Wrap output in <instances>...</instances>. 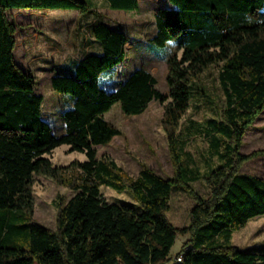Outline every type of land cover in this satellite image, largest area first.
<instances>
[{"label": "trees", "instance_id": "1", "mask_svg": "<svg viewBox=\"0 0 264 264\" xmlns=\"http://www.w3.org/2000/svg\"><path fill=\"white\" fill-rule=\"evenodd\" d=\"M105 1L111 10H139L138 0ZM167 1L171 8L155 12L154 34L145 46L166 65L169 101L161 127L173 176L141 166L132 178L113 160L97 158L95 149L121 134L104 118L114 105L130 117L152 101H165L143 66L114 80L127 60L128 37L86 0H0V264H167L177 236L187 239L174 264H264V252L229 244L233 232L264 215V180L238 173L245 161L264 154L239 153L244 133L264 110V0ZM11 9L95 17L88 34L100 53L51 70V89L72 99V107L60 112V134L44 119L34 76L15 62ZM213 65L219 68L223 107L217 119L182 128L194 80ZM185 129L187 137H204L208 152L220 161L205 174L179 160ZM63 145L84 154L85 161L52 166L46 155ZM36 176L75 192L55 201L54 230L33 220ZM196 181L208 188L206 197L193 189ZM101 187L127 191L137 206L107 203ZM173 188L194 203L188 224L180 228L165 216Z\"/></svg>", "mask_w": 264, "mask_h": 264}, {"label": "rangeland", "instance_id": "2", "mask_svg": "<svg viewBox=\"0 0 264 264\" xmlns=\"http://www.w3.org/2000/svg\"><path fill=\"white\" fill-rule=\"evenodd\" d=\"M111 27L120 29L127 37L125 45L126 62L117 67L114 80H123L136 67L143 66L157 81L156 89L165 97L163 103L152 101L140 115L126 117L118 105L104 114V118L120 131V136L106 146L96 147L97 158H108L129 177H136L141 166H145L162 177H172L173 167L169 149L161 127L163 107L168 103L165 83L166 65L147 51L145 42L154 34V14L158 9L171 8L167 0H138V11L111 10L105 0H86ZM8 20L15 28L16 64L30 72L36 81L34 93L43 97L42 113L56 134L62 132L60 112L72 107L69 96H61L50 87L51 70L62 64L80 59L85 53L95 51V45L88 34V25L95 20L90 15L80 20L74 11H49L11 9ZM80 25V27H79ZM98 46V45H97ZM99 48V47H98ZM100 53V49H99ZM219 68L211 66L198 76L191 93V101L181 123L182 128L190 122L203 123L207 119H217L223 107L217 75ZM196 90V91H195ZM187 129L182 130L179 139L184 142L179 154L181 163L205 174L208 168L220 161L208 152L207 140L201 135L187 137ZM264 150V110L246 130L241 140L239 153L248 156ZM179 152V151H178ZM46 157L52 166L65 167L74 161L83 162L82 153L71 152L67 146L54 149ZM239 174L255 176L264 180V154L245 161ZM193 189L201 196L208 195V188L201 182L192 183ZM34 206L33 220L51 230L55 229V201L62 197L71 198L75 192L54 181L36 176L32 186ZM102 198L110 204H135L127 191L117 192L101 187ZM193 201L182 191L173 188L170 193L169 209L165 213L175 227H184L189 222V212ZM137 206V205H136ZM187 237L177 236L169 254L167 264L175 263L182 243ZM230 245L241 250L255 249L264 252V215L256 217L239 230L233 232Z\"/></svg>", "mask_w": 264, "mask_h": 264}, {"label": "crops", "instance_id": "3", "mask_svg": "<svg viewBox=\"0 0 264 264\" xmlns=\"http://www.w3.org/2000/svg\"><path fill=\"white\" fill-rule=\"evenodd\" d=\"M94 21H95V20H93V22H94ZM89 25H90V24H89ZM89 25H88V26H89ZM109 26H110V25H109ZM91 39H92V38H91ZM91 41H93V39H92ZM93 43H94V41H93ZM94 45H95V49H96V50H95V51H91V52L99 53V48H98V46H97L95 43H94ZM87 53H90V52H87ZM85 54H86V53H85ZM85 54H84V55H85ZM84 55H83V56H84ZM83 56H82V57H83ZM82 57H81V58H82ZM81 58H80V59H81ZM78 60H79V59H78ZM78 60L70 61L69 64H73L74 62H76V61H78ZM69 64H62V65H60V66H65V65H69Z\"/></svg>", "mask_w": 264, "mask_h": 264}, {"label": "built area", "instance_id": "4", "mask_svg": "<svg viewBox=\"0 0 264 264\" xmlns=\"http://www.w3.org/2000/svg\"><path fill=\"white\" fill-rule=\"evenodd\" d=\"M175 261L179 263L180 262V256H177V257L175 256Z\"/></svg>", "mask_w": 264, "mask_h": 264}, {"label": "bare ground", "instance_id": "5", "mask_svg": "<svg viewBox=\"0 0 264 264\" xmlns=\"http://www.w3.org/2000/svg\"><path fill=\"white\" fill-rule=\"evenodd\" d=\"M180 261H181V258H180Z\"/></svg>", "mask_w": 264, "mask_h": 264}]
</instances>
